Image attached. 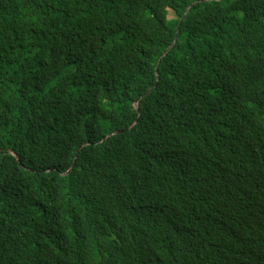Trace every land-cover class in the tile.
<instances>
[{"label": "trees", "instance_id": "16d2710c", "mask_svg": "<svg viewBox=\"0 0 264 264\" xmlns=\"http://www.w3.org/2000/svg\"><path fill=\"white\" fill-rule=\"evenodd\" d=\"M0 264H264V0H0Z\"/></svg>", "mask_w": 264, "mask_h": 264}, {"label": "rangeland", "instance_id": "374dc122", "mask_svg": "<svg viewBox=\"0 0 264 264\" xmlns=\"http://www.w3.org/2000/svg\"><path fill=\"white\" fill-rule=\"evenodd\" d=\"M168 18H169V19H172V15L170 14ZM181 21H182V20H181ZM181 21H180V22H181ZM179 27H180V23H179V25H178V29H179ZM177 31H178V30H177ZM176 41H177V39H176ZM176 41H175V43H176ZM175 43H174V44H175ZM174 44H173V46H174ZM173 46H172V47H173ZM172 47H171V48H172ZM169 49H170V48H169ZM169 49H168V50H169ZM168 50H167V51H168ZM170 50H171V49H170ZM166 53H167V52H166ZM166 53H165V54H166ZM165 54H164V55H165ZM163 58H164V56H163Z\"/></svg>", "mask_w": 264, "mask_h": 264}, {"label": "water", "instance_id": "95a60500", "mask_svg": "<svg viewBox=\"0 0 264 264\" xmlns=\"http://www.w3.org/2000/svg\"><path fill=\"white\" fill-rule=\"evenodd\" d=\"M192 7V6H191ZM190 8L186 10L184 16H183V19L186 17V15L188 14ZM181 23V22H180ZM171 49V48H170ZM170 49L167 51V53L170 51ZM167 53L164 55V57L167 55Z\"/></svg>", "mask_w": 264, "mask_h": 264}]
</instances>
